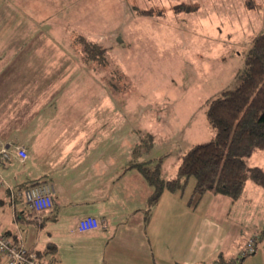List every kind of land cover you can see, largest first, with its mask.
Listing matches in <instances>:
<instances>
[{"label": "rangeland", "instance_id": "1", "mask_svg": "<svg viewBox=\"0 0 264 264\" xmlns=\"http://www.w3.org/2000/svg\"><path fill=\"white\" fill-rule=\"evenodd\" d=\"M4 6L11 33L23 29L25 34L12 33V42L23 46L22 39L27 40L17 53L36 61L30 62L38 71L27 79L28 99L35 96L31 92L39 80L47 94L60 83L105 86L107 102L120 104L113 115L121 113V120L132 122L140 135L133 155L151 167L161 164L163 154L169 157L163 176H176L170 171L174 159L193 144L214 138L208 104L239 83L252 38L264 31V0H9ZM36 8L43 15L34 17L37 25L30 29L24 20ZM81 35L106 47V60L91 63L98 66L94 74L92 65H84L91 76L69 82L61 74L79 70L77 59L86 52ZM52 71L60 78L51 77ZM89 95L93 98V92ZM247 163L264 170V150H255ZM193 185L191 177L184 188L187 198ZM230 201L228 195L207 191L197 204L204 213V232L219 234L216 249L204 250V263L264 264V187L250 178L236 203ZM214 240V235L210 243L203 239V248H211Z\"/></svg>", "mask_w": 264, "mask_h": 264}, {"label": "crops", "instance_id": "2", "mask_svg": "<svg viewBox=\"0 0 264 264\" xmlns=\"http://www.w3.org/2000/svg\"><path fill=\"white\" fill-rule=\"evenodd\" d=\"M1 1L0 144L10 146L11 158L0 164V232L34 252L41 264H205L204 250L214 249L218 232H204L203 210L199 204H189L184 190H164L148 210L154 186L131 165L149 162L133 155L140 135L132 122L121 120V113L119 118L113 115L120 104L107 102L105 86L60 83L47 94L39 80L31 92L35 96L28 99L27 79L38 71L30 62L36 61L27 53H17L27 40L22 39L23 46L19 40L12 42V33L25 34L23 29L11 33L10 12L5 13L4 6L9 0ZM31 14L24 20L30 29L43 11L36 8ZM84 60V55L77 59L78 71H64L61 76L69 82L91 76L83 71L87 64L94 74L98 66ZM51 74L60 78L57 71ZM85 93L88 97L83 100ZM15 144L26 149V158L14 150ZM182 154L174 159L171 172L178 174ZM165 155L161 172L169 158ZM44 181L54 187V204L37 214L23 191ZM86 216L96 217L99 225L81 230L79 221ZM213 235L214 245L204 249L202 240L210 243Z\"/></svg>", "mask_w": 264, "mask_h": 264}, {"label": "trees", "instance_id": "3", "mask_svg": "<svg viewBox=\"0 0 264 264\" xmlns=\"http://www.w3.org/2000/svg\"><path fill=\"white\" fill-rule=\"evenodd\" d=\"M80 37L85 46V61L104 63L107 48L83 35ZM238 76L240 81L234 88L225 89L208 104L206 115L215 131L214 138L193 144L182 154L176 177L164 178L160 163L151 167L147 161L132 162L154 186L148 210L159 201L164 190L183 191L191 177L194 178L189 197L192 206L207 191L236 200L242 196L250 178L264 187V170L247 163L255 150H264V31L252 38Z\"/></svg>", "mask_w": 264, "mask_h": 264}, {"label": "built area", "instance_id": "4", "mask_svg": "<svg viewBox=\"0 0 264 264\" xmlns=\"http://www.w3.org/2000/svg\"><path fill=\"white\" fill-rule=\"evenodd\" d=\"M14 150L22 158H26L27 152L23 146L15 144ZM10 158V146L8 144H0V164ZM53 194V185L46 181L30 185L23 191L25 200L37 214L53 206ZM37 217L39 218V215ZM98 225L99 221L94 216H86L79 221V228L83 231L96 228ZM253 240L249 243L250 246L248 248L251 253L255 250V239ZM243 254H246V252ZM0 259L4 260L3 264H41L36 260L34 252H28L27 249L15 244L8 235L2 232H0Z\"/></svg>", "mask_w": 264, "mask_h": 264}]
</instances>
